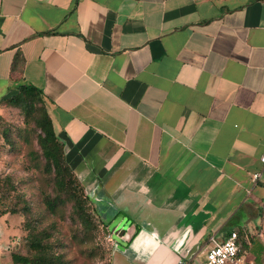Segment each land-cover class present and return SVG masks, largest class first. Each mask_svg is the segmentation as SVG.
Returning a JSON list of instances; mask_svg holds the SVG:
<instances>
[{
	"label": "crops",
	"instance_id": "obj_1",
	"mask_svg": "<svg viewBox=\"0 0 264 264\" xmlns=\"http://www.w3.org/2000/svg\"><path fill=\"white\" fill-rule=\"evenodd\" d=\"M22 82L116 228L108 264H201L231 230L264 264V0H0V100Z\"/></svg>",
	"mask_w": 264,
	"mask_h": 264
},
{
	"label": "rangeland",
	"instance_id": "obj_2",
	"mask_svg": "<svg viewBox=\"0 0 264 264\" xmlns=\"http://www.w3.org/2000/svg\"><path fill=\"white\" fill-rule=\"evenodd\" d=\"M37 131L18 107L0 100V209L21 211L10 213L18 217L20 229L12 251L29 253L26 230L20 228L26 219L34 228L47 232L51 249L66 264H108L107 254L114 242L110 222L99 220L96 229L80 225L71 211V202L64 198L52 212L46 209L43 198L52 196L55 187L53 173L40 154ZM87 197L89 208H94L93 200ZM201 264H205L203 253Z\"/></svg>",
	"mask_w": 264,
	"mask_h": 264
},
{
	"label": "trees",
	"instance_id": "obj_3",
	"mask_svg": "<svg viewBox=\"0 0 264 264\" xmlns=\"http://www.w3.org/2000/svg\"><path fill=\"white\" fill-rule=\"evenodd\" d=\"M18 59V55L14 56L12 68H14ZM1 100L18 107L23 116L29 117L38 129L36 140L40 148V154L47 168L53 173L55 187L52 196L47 194L43 198L46 209L52 212L59 200L67 199L71 202V211L78 223L84 227L96 229L102 218L95 206L89 208L90 199L64 159L63 144L52 129L41 90L34 85L22 82L16 85L15 91L11 95ZM5 212L10 214L19 211L5 207L0 209V214ZM20 228L26 230L25 237L27 238L29 253L22 254L11 250L10 257L13 264H66V260L51 249L49 242L46 240L47 232L44 229L34 228L26 219L21 222ZM238 239L239 234L237 231L236 240Z\"/></svg>",
	"mask_w": 264,
	"mask_h": 264
},
{
	"label": "built area",
	"instance_id": "obj_4",
	"mask_svg": "<svg viewBox=\"0 0 264 264\" xmlns=\"http://www.w3.org/2000/svg\"><path fill=\"white\" fill-rule=\"evenodd\" d=\"M264 161V155L260 156ZM259 175L254 172L252 178ZM239 244L236 240V232L231 230L220 241L212 240L211 245L205 250V264H255L253 260H246L238 255Z\"/></svg>",
	"mask_w": 264,
	"mask_h": 264
},
{
	"label": "water",
	"instance_id": "obj_5",
	"mask_svg": "<svg viewBox=\"0 0 264 264\" xmlns=\"http://www.w3.org/2000/svg\"><path fill=\"white\" fill-rule=\"evenodd\" d=\"M109 229H111V231H112V232L114 233V235H115V233H116V228H115L112 224L109 225ZM190 255H191L190 252H188V253L185 254L186 258H188Z\"/></svg>",
	"mask_w": 264,
	"mask_h": 264
}]
</instances>
